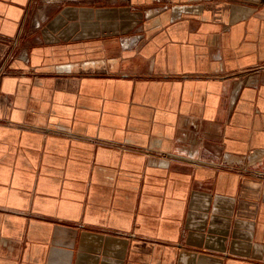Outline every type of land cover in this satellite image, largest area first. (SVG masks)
<instances>
[{"label": "crops", "instance_id": "obj_1", "mask_svg": "<svg viewBox=\"0 0 264 264\" xmlns=\"http://www.w3.org/2000/svg\"><path fill=\"white\" fill-rule=\"evenodd\" d=\"M0 264H264V0H0Z\"/></svg>", "mask_w": 264, "mask_h": 264}]
</instances>
